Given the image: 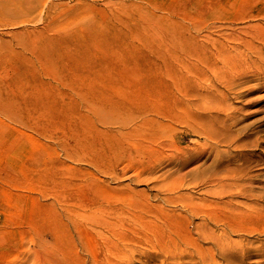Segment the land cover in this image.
I'll use <instances>...</instances> for the list:
<instances>
[{
	"label": "rangeland",
	"instance_id": "374dc122",
	"mask_svg": "<svg viewBox=\"0 0 264 264\" xmlns=\"http://www.w3.org/2000/svg\"><path fill=\"white\" fill-rule=\"evenodd\" d=\"M263 58L264 0H0V264H264Z\"/></svg>",
	"mask_w": 264,
	"mask_h": 264
},
{
	"label": "bare ground",
	"instance_id": "6f19581e",
	"mask_svg": "<svg viewBox=\"0 0 264 264\" xmlns=\"http://www.w3.org/2000/svg\"><path fill=\"white\" fill-rule=\"evenodd\" d=\"M256 29V28H255ZM253 31V30H252ZM253 33V32H252ZM231 34V33H230ZM254 34V33H253ZM233 36V35H232ZM239 37V36H238ZM252 37V36H251ZM256 37V36H255ZM242 39H243V37H241ZM233 39V38H232ZM245 40V39H244ZM252 40V39H251ZM231 41V40H230ZM237 42V41H236ZM246 42V41H245ZM249 42V41H248ZM260 44V43H259ZM239 45V44H238ZM255 45V44H254ZM234 49V48H233ZM241 49V48H240ZM251 49H253V48H251ZM221 50V49H220ZM223 50V49H222ZM255 50V49H254ZM237 51H238V49H237ZM220 52V51H219ZM224 52V51H223ZM239 52V51H238ZM242 53V52H241ZM252 53V52H251ZM263 53V52H262ZM234 54V53H233ZM236 54H238V53H236ZM247 54V53H246ZM258 54V53H257ZM228 55V54H227ZM231 55V54H230ZM242 55V54H241ZM244 55V54H243ZM244 57V56H243ZM236 58V57H235ZM257 58V57H256ZM229 59V58H228ZM234 58H232V59H229V60H233ZM264 59V58H263ZM233 62V61H232ZM245 62V61H244ZM224 63H226V62H224ZM219 64V63H218ZM228 64V63H227ZM226 65V64H225ZM234 66H235V64H234ZM229 68V67H228ZM231 68H233V67H231ZM227 69V68H226ZM230 69V68H229ZM221 70V69H220ZM222 71V70H221ZM231 71V70H230ZM224 73H225V71H224ZM256 73V72H255ZM233 76V75H232ZM211 80V79H210ZM212 82V81H211ZM233 84V83H232ZM239 85V84H238ZM211 86H212V84H211ZM236 86V85H235ZM218 90V89H217ZM233 90V89H232ZM215 92V91H214ZM243 93V92H242ZM211 94V93H210ZM235 95V94H234ZM224 96H225V94H224ZM237 96V95H236ZM240 96V95H239ZM213 98V97H212ZM239 99V98H238ZM243 99V98H242ZM252 99V98H251ZM214 100H216V99H214ZM250 100V99H249ZM210 101V100H209ZM195 104V103H194ZM205 105V104H204ZM218 105V104H217ZM235 107V106H234ZM216 109V108H215ZM174 110V109H173ZM243 111V110H242ZM178 112V111H177ZM159 116H167L168 118H170V119H174V118H178V114L176 113V112H171V113H169V114H167L166 112H160L159 113ZM222 116V115H221ZM156 119H157V123L160 121L159 120V118L158 117H156ZM160 123V122H159ZM204 123H206V122H204ZM211 124V123H210ZM160 125V124H159ZM158 124H153V126H148V122L146 121V120H143V121H141V122H139V123H136L134 126H133V128H132V132L131 133H133V135H134V138H135V141H136V151H138L139 152V148H141L142 146H145L146 145V143H157V144H160V145H162L163 146V143H162V141L161 140H159L158 138H157V136H158V134L157 133H159L158 132V130H160L161 128H160V126H159ZM243 126V125H242ZM249 126V125H248ZM148 127L150 128V129H148ZM238 128V127H237ZM223 129V128H222ZM234 129V128H233ZM235 131V130H234ZM206 134H207V136H209V137H213L214 138V135L212 134V133H210V132H205ZM237 135V134H236ZM252 139V138H251ZM253 140V139H252ZM165 146V145H164ZM178 151V150H177ZM173 158V157H172ZM234 170V169H233ZM234 172H235V170H234ZM234 172H232V173H234ZM227 174H228V172H226ZM232 175H234V174H232ZM245 175V174H244ZM257 175V174H256ZM226 176V175H225ZM224 176V177H225ZM235 176H237V175H235ZM252 176H254V175H251V176H246L245 175V179H248V181H250V182H252V179H254ZM217 177H219V176H217ZM222 177H223V175H222ZM233 177V176H232ZM232 177H229V174H228V178H226L227 180L229 179V178H231L232 179ZM236 178V177H235ZM239 178V177H238ZM237 178V179H238ZM241 178V177H240ZM243 178V177H242ZM252 178V179H251ZM226 179H225V181H226ZM250 179V180H249ZM222 180L223 179H215L214 178V180H213V177H212V183L211 184H220L221 185V187H223L224 189H227L226 188V185L228 184H226V182L224 181V183L222 182ZM230 180V179H229ZM238 180H242V179H238ZM238 180H235L234 179V181H236V182H229V184L230 183H233V184H235V185H232V186H236V184H237V182H238ZM230 181H232V180H230ZM254 181V180H253ZM258 181H259V179H258ZM242 183L241 184H243L241 187H240V189H239V192L238 193H236V194H234V196H236V195H238V194H245L246 193V189H247V187H246V185L243 183V182H245L246 183V181H241ZM261 183V182H260ZM239 184V183H238ZM240 184V185H241ZM248 184V183H247ZM250 184V183H249ZM251 185V184H250ZM228 186V185H227ZM248 186V185H247ZM233 187V188H234ZM238 187V186H237ZM237 187H235L236 189H237ZM219 188H220V186H219ZM231 189H232V187H230ZM248 188H250V186L248 187ZM229 190V189H228ZM225 191V190H219V191H216V192H214V194H216L217 196L219 195L220 197H222V196H225V194L227 193V192H232V190H229V191ZM250 190H252L253 191V189L252 188H250L249 189V191ZM211 193H212V191H211ZM248 194V193H247ZM229 195V194H228ZM232 196H233V194H232ZM232 202H233V200H231ZM189 202V201H188ZM190 202H191V200H190ZM218 202H220V201H218ZM223 202H226V200H224ZM192 203V202H191ZM189 205H190V203H188ZM187 204V205H188ZM186 205V206H187ZM192 206V205H191ZM190 206V207H191ZM191 210H193L194 212H198V210L197 209H195V206L193 205L191 208H190ZM192 211V212H193ZM253 213V212H252ZM256 214V213H255ZM253 217L252 216V214L250 213V215H248V217ZM258 216H260L259 214H258ZM257 216V217H258ZM183 217H185V216H183ZM214 217V216H213ZM240 217V216H239ZM248 217H246L245 215H244V218L246 219V218H248ZM211 218V217H210ZM243 218V217H242ZM241 218V219H242ZM243 218V219H244ZM254 218V217H253ZM253 218H248L249 219V221H251V222H245L244 220H241V221H239V219L237 218V220L236 219H234V221H233V219H231V216H230V219L229 218H225L226 219V226H229V227H231L232 229H233V231L235 230V231H238V230H243V231H246V232H251V234H252V232H258V235H259V233H264V220H262L261 221V223L259 222L260 220L259 219H253ZM209 219V218H208ZM217 220H218V218H216ZM223 218H219V220H221V221H223L222 220ZM224 219V220H225ZM211 220H212V218H211ZM213 220H215V219H213ZM236 220V221H235ZM247 220V219H246ZM209 221V220H208ZM207 221V222H208ZM248 221V220H247ZM75 222V221H74ZM203 222V221H202ZM201 222V223H202ZM217 222H219V221H217ZM203 224V223H202ZM77 225V228L78 227H80V226H78V224H76ZM200 226H201V224H199ZM205 225V224H204ZM204 225H202V226H204ZM207 225H208V223H207ZM261 225V226H260ZM206 226V225H205ZM226 226H224V227H226ZM204 228V227H203ZM227 228V227H226ZM206 229V227L204 228V230ZM210 229V228H209ZM79 230H80V228H79ZM200 230H201V228H200ZM208 230V229H207ZM206 230V231H207ZM206 231H202L203 232V234H204V232H205V234H206ZM212 231V230H211ZM226 231H227V229H226ZM80 232V231H79ZM201 232V231H200ZM202 232H201V234H202ZM208 232H209V230H208ZM214 232V231H213ZM199 233V232H198ZM200 235V234H199ZM211 234H209V236H210ZM262 235V234H261ZM203 237H205L204 235H202ZM213 236V235H212ZM216 236V235H215ZM192 237V236H191ZM196 237V236H195ZM219 237V236H218ZM227 237V236H226ZM184 238V237H183ZM207 238V237H206ZM210 238V237H209ZM213 238H215L214 236H213ZM212 238V239H213ZM221 238H223V237H221ZM225 238V237H224ZM195 239H197V238H195ZM220 239V238H219ZM218 238H217V240H219ZM231 239V238H230ZM199 240V239H198ZM240 241V240H239ZM248 241V240H247ZM198 242V241H197ZM219 242H220V240H219ZM224 242V241H223ZM231 241H229V243H230ZM233 242V241H232ZM187 243V242H186ZM185 243V244H186ZM189 243V242H188ZM240 243V242H239ZM248 243V242H247ZM250 243V242H249ZM249 243H248V245H249ZM218 244H220V243H218ZM225 244V243H224ZM234 244V243H233ZM241 248H242V250H243V248H244V245L245 244H243V242H241ZM227 245V244H226ZM230 245H232V244H230ZM236 245H238V244H236ZM223 246V245H222ZM221 246V247H222ZM239 246H240V244H239ZM251 246H253V245H251ZM234 246H231V248H233ZM235 247H237V246H235ZM235 247H234V249H235ZM255 247V246H254ZM257 247V249H258V246H256ZM255 247V248H256ZM248 248H249V246H248ZM248 248L247 249H245V250H248ZM252 248V247H251ZM259 248H264V246L262 247L261 245H260V247ZM232 250V249H231ZM237 250V249H236ZM250 250V249H249ZM233 251V250H232ZM244 251V250H243ZM234 252V251H233ZM262 252H264V251H261V250H256V252L254 253V252H251V251H248V252H242V257H243V259H244V257H246V256H248V257H251V256H253V255H261L262 254ZM238 253V252H237ZM264 254V253H263ZM231 255V254H230ZM238 255H240L241 256V254H238ZM80 256V255H79ZM229 256V255H228ZM82 257V256H81ZM202 257H203V255H202ZM68 260V259H67ZM73 264V263H72Z\"/></svg>",
	"mask_w": 264,
	"mask_h": 264
}]
</instances>
